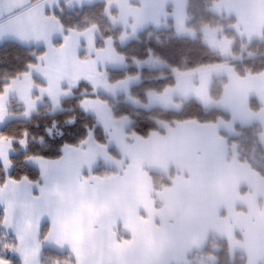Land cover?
I'll return each instance as SVG.
<instances>
[{"label": "crops", "instance_id": "0c3cea01", "mask_svg": "<svg viewBox=\"0 0 264 264\" xmlns=\"http://www.w3.org/2000/svg\"><path fill=\"white\" fill-rule=\"evenodd\" d=\"M102 1L0 0V46L8 42L24 48L50 45L63 31L51 13L53 9L70 3L66 8L73 11ZM216 7L218 14L234 19L244 39H261L264 0H222ZM106 10L116 12L112 26L128 34L126 39L147 29L161 28L166 22L182 28L187 21V0H110ZM217 77L227 80L222 100L215 107L207 99L202 107L224 111L229 120L212 124L185 121L170 127L162 140L148 136L143 141L156 142L147 152L156 153L157 161L148 163L144 159L139 166L131 158V151L121 162L117 159L123 157H118L117 150L114 159L104 160L90 154L84 146L66 148L62 159L42 160L37 165L40 172L37 183L23 180L0 186V211L5 216V208H9L7 221L21 238L24 264H40L44 248L68 253L77 264L68 243L60 246L56 243L58 237L50 235L49 217L59 201L54 190L59 188L71 197L77 169L83 177L112 178L98 189L101 199H107L112 208L105 220V235L110 229L116 233L117 241L131 238L124 227L127 211L134 213L131 219L137 223L139 233H144L145 226L136 217L148 219L150 215L154 226L151 233L142 235L132 256L109 248L99 236L90 239L85 234L80 264H187L192 255L206 250L210 239L225 241L230 253L243 255L246 264H264V178L247 164L238 162L228 142V137L235 134V125H256L261 129L264 149V72L241 78L229 68L225 75ZM190 78L191 75L178 76L176 81H182L183 89L193 83ZM208 78L212 81L215 77ZM253 101L258 106L256 111L251 108ZM161 106V110L166 107ZM103 162L107 165L103 166ZM158 169L173 173L169 178L171 186L155 192L150 173ZM109 171L113 173L108 174ZM95 183L89 181L90 185ZM44 228L46 233L41 241Z\"/></svg>", "mask_w": 264, "mask_h": 264}, {"label": "trees", "instance_id": "16d2710c", "mask_svg": "<svg viewBox=\"0 0 264 264\" xmlns=\"http://www.w3.org/2000/svg\"><path fill=\"white\" fill-rule=\"evenodd\" d=\"M39 0H33L36 3ZM84 7L72 14L60 15L57 10L52 15L60 22L63 33L68 31H82L90 26H97L102 37L117 39L120 29H111L106 17L103 16L107 2ZM222 0H187L186 27L194 32L195 38H179L174 35L172 22L169 29H147L140 32L125 46L120 47L121 53L126 58L128 67L120 71L107 70V81L115 84L128 76L139 75L141 84L132 88V97H138L140 103L146 102V91L161 93L166 88L172 87L175 82L173 72L186 73L215 65H230L238 77L245 78L259 75L264 72V32L260 40L247 41L241 36L235 27L232 17L223 14H215L214 9ZM63 7V6H62ZM61 7V8H62ZM116 12L112 11L114 15ZM209 26L218 32V37L234 39L232 53L235 59H225L219 53L212 51L202 40L200 33L202 27ZM220 31H222L220 33ZM221 36H220V34ZM100 36L97 37V45L100 47ZM56 42H54L55 44ZM43 48H24L16 43H5L0 46V94L10 81L27 71L28 67L36 63V57L43 53ZM153 57L164 64L159 69L138 70L134 62H143ZM219 90L212 91L216 98ZM101 99L105 97L101 96ZM80 98L64 99L60 103V109L52 114L46 113L47 107H39L35 114L28 120H17L8 123L0 130V136L10 137L14 142V148H19V141L26 139L25 151H19L10 157L12 171L6 177L0 165V186L5 179L17 182L26 181L37 183L40 180V172L26 164L29 157H42L46 161H58L63 157L64 149L78 148L84 143L90 131H94V138L100 144H105L102 132L96 128V121L90 115L85 114L78 106ZM119 98L118 101H120ZM113 102V101H111ZM113 104V103H112ZM252 110L258 109L257 104L251 103ZM116 117H129L132 120L130 130L140 138H147L152 132L159 130L157 121H163L173 126L176 123L195 121L200 124L216 123L218 119L229 120L221 111L203 112L196 102L185 104L180 113L153 108L148 111L134 110L122 102H118L114 108ZM160 132V131H159ZM234 135L228 137L229 144L234 145L238 162L251 167L264 178V149L260 139L259 126L242 127L234 126ZM26 134V135H25ZM112 174L113 172H107ZM150 178L154 189L169 188L170 182L161 175H153ZM159 184L157 185V183ZM4 214L0 211V259L2 257V222ZM5 220V221H4ZM46 228L42 230L43 240ZM211 257L210 264H246L245 257L241 254H231L225 241L210 239L205 251L194 254L187 260V264H200L203 258ZM209 259V260H210ZM9 261V260H8ZM11 264H22L19 259L10 260ZM208 263V264H209ZM41 264H74L68 253L44 250Z\"/></svg>", "mask_w": 264, "mask_h": 264}, {"label": "rangeland", "instance_id": "374dc122", "mask_svg": "<svg viewBox=\"0 0 264 264\" xmlns=\"http://www.w3.org/2000/svg\"><path fill=\"white\" fill-rule=\"evenodd\" d=\"M68 6H70V3L60 4L52 12L57 10L60 15L64 16L76 11L68 10L66 8ZM212 11L218 15L217 7L212 9ZM103 16L106 17L111 26L110 28L116 29L112 26V18L116 17V13L112 15L111 12L105 10ZM168 25L170 24L166 22L161 28L154 30L171 28ZM173 32L179 38H195L197 36L196 32L188 29L186 26L176 28L173 25ZM200 33L203 42L212 51L219 53L225 59H235L232 53L234 46L233 38H226L225 36H221L220 33L221 37L219 38L218 32L209 26L202 27ZM98 36L101 37L99 40L101 43L100 47L97 45ZM136 36L133 37L135 38ZM127 37L128 34H123L122 30L115 40L107 36L102 37L97 26H90L82 31L71 30L66 35L62 31L58 40L54 41L56 43L43 46V53L36 57V63L30 65L26 72L12 79L10 84L0 94V130L12 121L30 119L39 107H47L46 113L52 114L61 108L60 103L64 99L80 98L78 102L79 108L82 112L95 119L96 128L102 132L106 141L105 144L98 143L94 138V131H90L87 140L80 147L84 146L83 148L90 152V154L102 157L104 160H112L118 154V157H123L122 159H117L121 162L126 160L124 156L127 157L128 151H131L133 153V157L131 158L137 160L136 165L140 166L144 159H147L148 163L150 161L151 163L157 161L156 153L152 151L147 152V149H152L151 145H156V142L151 144L144 143V138H140L130 130L132 120L129 117H116L114 115V108L118 102H122L127 106L129 105L134 110L141 109L144 111L166 105L164 110L180 113L185 104L193 101L198 104L203 112L220 111L218 109L205 110L202 104H206L207 99L215 104V107L220 104L227 80L225 77L218 78L217 76L225 75L227 69L231 68L230 65L208 66L186 73L173 72L175 81L178 76L191 75L192 78L190 79L193 80V83L188 85L189 87L182 89V81H176L172 87L166 88L161 93L154 91L143 92L146 96L145 103H140L137 96H131L132 88L138 87L142 82L139 75L128 76L115 84L108 83L107 70L120 71L128 67L126 58L119 49L134 39L133 37L132 39H126ZM134 66L138 70L143 68L155 70L164 67V64L153 57H149L143 62L135 61ZM210 76L215 78H212V81H210L208 78ZM179 82L181 83L180 86L178 85ZM208 83L209 93L206 94L205 89ZM214 86L215 90H219L216 98L212 96ZM101 96L105 97V99H101ZM160 97L163 98L160 99ZM170 97L176 100L173 101ZM119 98H121L120 101H118ZM194 98H198V101ZM221 112L224 113V111ZM218 122H221V119H218ZM156 123L159 130L152 132L149 136H151V139L157 138L158 140H162L169 134L171 131L170 127L172 126L163 121H157ZM222 127L224 131L227 130L224 122H222ZM24 140L25 144L21 145L19 142L18 149L14 148L13 140H11L10 144L5 142L3 145H0V152L3 153V155H0V165L6 177L12 171L10 157L16 155L19 151L26 150L27 141L26 139ZM230 146L235 147L232 144ZM115 150H117V154L114 153ZM233 151H235V148ZM42 160L37 161L29 158L26 160V164L38 170L37 165L43 162ZM148 163L147 166H149ZM106 165V162H103V166ZM151 173L153 175H161L169 181L173 172L172 170L158 169L152 170ZM162 189L164 188L160 187L159 190L156 191L154 189V191L159 192ZM7 220L2 222L1 253L4 258L0 259V264H11L10 260L14 258L19 259L24 264V260L22 259L24 248L21 246V238L18 237L16 231L11 226L12 224L10 225ZM44 250L50 249L44 248L42 253ZM209 259L210 257H207V259L203 258V261L200 260L199 262H201L200 264H208ZM211 260H213L212 257Z\"/></svg>", "mask_w": 264, "mask_h": 264}, {"label": "snow or ice", "instance_id": "6c2138e0", "mask_svg": "<svg viewBox=\"0 0 264 264\" xmlns=\"http://www.w3.org/2000/svg\"><path fill=\"white\" fill-rule=\"evenodd\" d=\"M11 139L10 137L0 136V145H3L5 142L10 144ZM19 142L21 145L25 144V140L23 139ZM0 155H3V153L0 152ZM29 158L37 161L43 159L42 157ZM22 179L26 180L27 177H22ZM110 179L112 178L83 177L80 176L79 169H77L75 173V188L71 197L66 196L65 192L59 188L54 190L59 201L55 211L49 214L52 224L50 235H56L58 237L56 243L60 246L68 243L72 253L77 257V264H80V249L84 242L85 234L90 239L99 236L102 242L106 240L109 248L123 250L125 256H132L135 254L136 245L142 238V235L151 233L154 227L150 215L148 219L136 217L138 223L145 226L144 233H139L137 223H134L131 219L134 213L127 211L125 213L124 227L131 233V238L117 241L115 239L116 233L110 229L107 230L105 235V229L107 228L105 220L112 208L107 199H101V195L98 194V189L106 180ZM89 181L96 183L95 185H90ZM9 183H17V181L6 178L4 186L6 187ZM41 192L43 193L44 190L41 189ZM145 207L147 208L148 205L145 204ZM8 212L9 208L6 207V220L8 218Z\"/></svg>", "mask_w": 264, "mask_h": 264}]
</instances>
